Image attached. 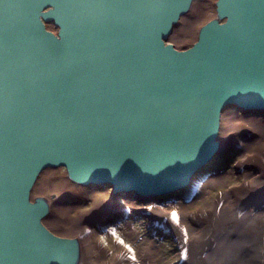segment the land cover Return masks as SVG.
<instances>
[{
  "label": "water",
  "instance_id": "1",
  "mask_svg": "<svg viewBox=\"0 0 264 264\" xmlns=\"http://www.w3.org/2000/svg\"><path fill=\"white\" fill-rule=\"evenodd\" d=\"M193 1L0 0V264H78V239L30 197L43 169L171 193L219 149L226 106L264 110V0H215L179 49Z\"/></svg>",
  "mask_w": 264,
  "mask_h": 264
},
{
  "label": "rangeland",
  "instance_id": "2",
  "mask_svg": "<svg viewBox=\"0 0 264 264\" xmlns=\"http://www.w3.org/2000/svg\"><path fill=\"white\" fill-rule=\"evenodd\" d=\"M214 16L215 0H194L190 9L174 25L169 41L179 49L190 46L196 39L199 27ZM48 26L54 29L51 24ZM231 117L245 130H229L230 124L233 123ZM257 120L264 122V110L244 111L233 105L226 106L220 117L218 133L220 147L207 165L194 174L185 191L176 190L149 199H140L134 194L115 195L109 185L83 186L72 182L67 177L65 168L59 166L47 167L39 173L30 197L32 200L41 197L47 202L48 213L43 217V223L50 230L61 236L78 238L82 260H85V257L90 259L88 247L90 241L94 240L109 249L111 256L120 250H126L135 262H140L144 253L148 251L151 262H148L149 256L146 262L140 264H172L180 250L176 237L170 231L153 223L148 213L132 209L130 204L141 207L144 203L152 201L165 209L172 207L180 209L184 204L189 212L196 208L208 209L213 204L212 199L217 197L221 190L232 191L235 186L248 179L245 177L246 172L242 171L244 166H239L236 162L239 158L254 152L255 146L245 147L247 149L242 146L247 137L253 136L247 135L246 131L252 132L254 129L257 131V127L252 125V121ZM251 172L256 173L253 170ZM218 173H223L224 182L217 185L207 183L201 185L207 175ZM208 189L211 190L209 197ZM54 192L56 196L51 198L50 195ZM101 199L116 202L119 207L106 212L104 206L94 205V201L100 202ZM78 217L82 220L79 228L77 227L80 233L76 236L73 234L75 229L72 230L71 227ZM150 241L152 244H149ZM146 257L147 255L144 258ZM97 260L102 261L100 258Z\"/></svg>",
  "mask_w": 264,
  "mask_h": 264
},
{
  "label": "bare ground",
  "instance_id": "3",
  "mask_svg": "<svg viewBox=\"0 0 264 264\" xmlns=\"http://www.w3.org/2000/svg\"><path fill=\"white\" fill-rule=\"evenodd\" d=\"M230 120L233 123L230 124L229 130H245L234 122L233 117ZM252 125L257 127V131L255 129L254 132L246 131L247 135L253 136L247 137L242 147L247 149L245 147L255 146L254 152L239 158L236 162L239 166H244L242 171L246 172L245 177L248 179L235 186L232 191L221 190V193L212 199L213 204L208 209L196 208L189 212L185 204L180 209L177 207L165 209L152 201L144 203L141 207L130 204L132 209L148 213L153 223L170 231L176 237L180 250L172 264H264V122L252 121ZM206 165L207 163L201 168ZM251 170L256 173L253 174ZM208 176L203 178L206 180L201 185L206 183L217 185L224 182L223 173ZM190 180L191 178L178 190L185 191ZM210 195L211 190L208 189L207 196ZM55 196L56 192L50 195L51 198ZM97 204L104 206L106 212L119 207L116 202L106 199L94 201V205ZM173 212L176 213L175 219L172 216ZM81 220V217H78L71 227L72 230L75 229L73 234L76 236L80 233L78 228ZM88 251L90 259L85 257V260H82L83 256L80 254L76 260L78 264H140L146 262L150 256L146 251L140 262H135L126 250H120L111 256L109 249L94 240L90 241ZM98 258L102 261L97 260L99 263H96ZM148 262H151V256Z\"/></svg>",
  "mask_w": 264,
  "mask_h": 264
},
{
  "label": "snow or ice",
  "instance_id": "4",
  "mask_svg": "<svg viewBox=\"0 0 264 264\" xmlns=\"http://www.w3.org/2000/svg\"><path fill=\"white\" fill-rule=\"evenodd\" d=\"M172 216H173V218L175 219V218H176V213L173 212V213H172ZM182 255H183V254H182Z\"/></svg>",
  "mask_w": 264,
  "mask_h": 264
}]
</instances>
